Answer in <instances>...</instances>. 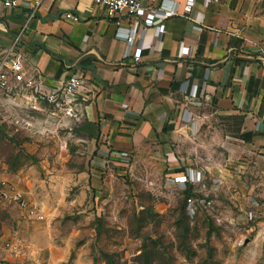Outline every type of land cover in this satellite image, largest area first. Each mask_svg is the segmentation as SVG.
<instances>
[{
	"label": "crops",
	"instance_id": "obj_1",
	"mask_svg": "<svg viewBox=\"0 0 264 264\" xmlns=\"http://www.w3.org/2000/svg\"><path fill=\"white\" fill-rule=\"evenodd\" d=\"M17 1L13 7L0 3V54L12 47L26 74L41 75L48 90L73 74L83 79L73 113L80 131L93 130L79 138L87 143L86 156L98 146L112 163L142 164L173 183L193 168L213 195L243 191L248 179L256 185L255 176L264 183V55L258 51L264 0H195L190 19L168 18L157 37L153 27L138 34V62L126 55L116 25L93 0ZM177 1L182 11L185 0ZM68 12L78 20L66 18ZM181 47H189L188 55ZM194 88L197 99L191 100ZM33 104L0 91V127L5 121L12 133L29 135L35 117L47 128L66 118L51 105ZM22 144L38 154L33 143ZM17 176L29 198L27 167Z\"/></svg>",
	"mask_w": 264,
	"mask_h": 264
},
{
	"label": "rangeland",
	"instance_id": "obj_2",
	"mask_svg": "<svg viewBox=\"0 0 264 264\" xmlns=\"http://www.w3.org/2000/svg\"><path fill=\"white\" fill-rule=\"evenodd\" d=\"M78 122L73 113L47 128L35 117L29 135L12 133L5 121L0 127V179L24 190L17 174L27 167L29 199L44 214L30 220L14 204L0 203V264H264L261 177L218 195L205 193L203 181L195 189L179 186L142 164L112 163L98 146L86 156L79 138L93 130L80 131ZM187 192L211 197L212 214L188 210ZM254 200L260 209L249 220Z\"/></svg>",
	"mask_w": 264,
	"mask_h": 264
},
{
	"label": "built area",
	"instance_id": "obj_3",
	"mask_svg": "<svg viewBox=\"0 0 264 264\" xmlns=\"http://www.w3.org/2000/svg\"><path fill=\"white\" fill-rule=\"evenodd\" d=\"M195 0H185L180 11L177 0H93L96 5L105 9L106 17L116 25L115 36L126 43V55H130L134 62H138L141 57V45H135L134 41L138 34L148 27H153L156 37L165 29V21L174 16H182L190 19L189 13L192 10ZM209 3L212 0H204ZM3 7H13L18 5L17 0H0ZM39 1L35 2L37 5ZM122 16L127 19L126 24H122ZM65 17L77 21L78 17L71 12ZM200 29V27H197ZM12 47L0 54V91L9 98H22L31 108H35L33 103H45L53 106L57 111L66 116L73 115V104L78 95H81L84 84L83 79L76 74L71 75L62 81L59 87L51 90L46 89L41 75H27L24 69L22 57L12 55ZM259 53L264 55V46L258 47ZM189 47H181V55H188ZM191 100L197 99L196 89H192L189 94ZM123 106H126L123 104ZM14 124L17 121L14 120ZM104 157V156H102ZM173 181L181 185L190 187L201 184L202 176L193 168L173 178ZM189 187V188H190ZM192 187V188H193ZM191 188V189H192ZM188 210L195 212L200 208L207 214H212V200L208 195L202 198L187 197ZM0 203L14 204L21 215L30 220H43L44 214L40 208L33 203L26 192L20 189L14 182L0 179ZM252 209L248 212L249 220H254L260 209L257 201L252 202Z\"/></svg>",
	"mask_w": 264,
	"mask_h": 264
},
{
	"label": "trees",
	"instance_id": "obj_4",
	"mask_svg": "<svg viewBox=\"0 0 264 264\" xmlns=\"http://www.w3.org/2000/svg\"><path fill=\"white\" fill-rule=\"evenodd\" d=\"M190 195V192L184 194V197L187 198Z\"/></svg>",
	"mask_w": 264,
	"mask_h": 264
}]
</instances>
